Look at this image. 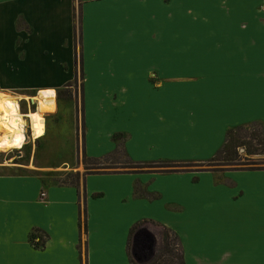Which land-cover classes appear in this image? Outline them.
<instances>
[{
	"label": "crops",
	"instance_id": "1",
	"mask_svg": "<svg viewBox=\"0 0 264 264\" xmlns=\"http://www.w3.org/2000/svg\"><path fill=\"white\" fill-rule=\"evenodd\" d=\"M76 83L81 105L67 102L81 124L69 130L77 140L82 126V157L121 144L138 162L208 161L229 129H264V0H0V93L19 106L24 145L25 117L30 124L43 105L44 118L55 113ZM89 93L113 96L130 118L129 129L103 130L100 152L89 143ZM32 95L37 107L23 114L19 101ZM30 128L34 142L44 137ZM30 167L0 163V264H131L130 254L145 263L165 228L186 264H264V168L91 173L78 195L72 185L46 188L55 179ZM55 202L67 217L57 231L38 217Z\"/></svg>",
	"mask_w": 264,
	"mask_h": 264
},
{
	"label": "rangeland",
	"instance_id": "2",
	"mask_svg": "<svg viewBox=\"0 0 264 264\" xmlns=\"http://www.w3.org/2000/svg\"><path fill=\"white\" fill-rule=\"evenodd\" d=\"M75 95L72 94V92ZM4 93H9L12 95H17L12 92L5 91ZM72 94V95H71ZM51 97H54V93L50 94ZM73 97L78 104V107L81 105V91L78 83L75 84L73 88L67 89L62 93L58 94V105L55 113H51L45 116L46 119V133L44 137L36 140L32 138V131L30 128L29 120L26 118V123L24 124V133L27 136L26 144L22 149H11L8 151H3L0 149V163L16 164L33 167H43L41 174L43 176H49L54 178L60 173H68L74 171L85 172L84 164L80 161L82 160V126L78 129L77 140L74 137L72 139L71 130L69 126L77 121L81 124L80 115L77 112L74 114V111L70 109V104L67 102L68 98ZM35 95L28 96L29 99L25 101L22 99L19 101L21 112L29 113L30 110H35L37 107V102L33 99ZM56 100V93H55ZM113 96L110 95H95L89 93L86 96V107H85V118L86 123L90 125L92 129H95L97 132L93 133L90 136V145L94 152H100V144L106 148L108 142H101L103 140V130H108L115 127H127L129 129L130 118L128 113L123 114V112L118 111L117 104L113 101ZM75 104V103H74ZM72 108H74L72 106ZM75 110L79 111L75 105ZM76 124V123H75ZM72 128V127H71ZM254 130H260L261 127L256 125L253 127ZM61 131V132H59ZM70 131V132H69ZM251 132V130H249ZM62 135H61V134ZM250 133L247 134L249 136ZM247 140H250L247 138ZM89 141V138H88ZM255 143V142H254ZM256 144V143H255ZM257 146V144L255 145ZM246 147H241L238 150L239 157V166L243 168H264V155L261 154L259 148H253V154H246ZM108 172H130L128 168H125L127 163V158L123 153L116 154L111 160L106 162ZM194 169L208 168L210 170H215L217 172H223L228 169H232L231 165H228L222 159H216L214 161H205L202 163L193 164ZM35 169V170H36ZM152 169V168H150ZM56 183V180H48L46 188L49 189L52 183ZM83 180L81 179L80 186L82 185ZM43 194V193H42ZM43 197V195H42ZM48 198V196H47ZM45 199V198H44ZM63 203L55 202L48 208H42L38 213L41 224L48 225L54 230H60L63 224V217L65 213L62 211L63 206H59ZM157 230L160 228L156 227ZM164 232V231H163ZM162 239V238H161ZM171 244L174 249L173 256H166V260H173L174 264H178L179 260L176 258L177 253H179L178 242L173 236L170 237ZM164 240V237L162 241ZM162 249L158 251V255L163 251L164 241Z\"/></svg>",
	"mask_w": 264,
	"mask_h": 264
},
{
	"label": "trees",
	"instance_id": "3",
	"mask_svg": "<svg viewBox=\"0 0 264 264\" xmlns=\"http://www.w3.org/2000/svg\"><path fill=\"white\" fill-rule=\"evenodd\" d=\"M55 97V93H54ZM256 125H261L257 122L246 125V126H237L231 128L227 132L226 142L223 147L217 152V154L211 158L209 161H214L216 159H222L228 165H231L232 169H246L242 166H239V153L238 150L241 147H246V154L251 155L254 153L252 150L253 148H259L262 155H264V129L262 126L260 130H254L253 127ZM251 130V132H249ZM250 133L249 136L247 134ZM249 138L250 140H247ZM113 140L120 142L122 141V134L115 133L113 135ZM257 146H255L256 144ZM123 153V155L127 158V163L125 168H128L130 172H141L144 170H154V171H179V170H187L191 169L194 162H176L171 160H161V161H149V162H138L134 161L129 157L126 150L120 144L114 151L104 155L102 157H91L83 153L82 163L85 167V172L81 173L79 171L68 172V173H60L54 177L56 183L61 185H72L78 189L79 195V187L81 179H84L86 175L91 173H106L108 171V166H106V162L111 160L116 154ZM152 168V169H150ZM248 169H257V168H248ZM259 169V168H258ZM144 221L136 223L130 231V242L137 233L141 230V226ZM79 227L80 232H86L87 224H86V215L82 216L80 212V219H79ZM173 236L175 240L178 242L179 253H177L176 258H178V264H186L183 258L182 249L179 244L178 236L170 229L165 228L163 237H164V248L163 251L150 261L145 263L137 262L133 256L130 254L131 257V264H174L173 260H166V256H173L174 249L171 244L170 237ZM30 240L34 243L35 246H44L45 245V238L41 234H32ZM133 244V242H132Z\"/></svg>",
	"mask_w": 264,
	"mask_h": 264
},
{
	"label": "bare ground",
	"instance_id": "4",
	"mask_svg": "<svg viewBox=\"0 0 264 264\" xmlns=\"http://www.w3.org/2000/svg\"><path fill=\"white\" fill-rule=\"evenodd\" d=\"M46 110L47 107L43 105L39 111L30 114V124L34 137L45 134L44 113ZM20 116L17 102L12 97L0 93V131H3V135L0 137L1 150L8 151L23 147L25 139L17 132Z\"/></svg>",
	"mask_w": 264,
	"mask_h": 264
},
{
	"label": "water",
	"instance_id": "5",
	"mask_svg": "<svg viewBox=\"0 0 264 264\" xmlns=\"http://www.w3.org/2000/svg\"><path fill=\"white\" fill-rule=\"evenodd\" d=\"M135 257L137 258V260L141 261L142 258L140 257V255L138 253H134Z\"/></svg>",
	"mask_w": 264,
	"mask_h": 264
},
{
	"label": "built area",
	"instance_id": "6",
	"mask_svg": "<svg viewBox=\"0 0 264 264\" xmlns=\"http://www.w3.org/2000/svg\"><path fill=\"white\" fill-rule=\"evenodd\" d=\"M44 196V194H42Z\"/></svg>",
	"mask_w": 264,
	"mask_h": 264
}]
</instances>
